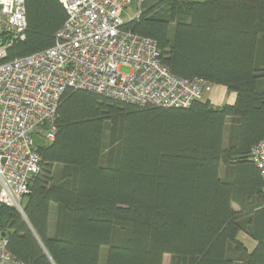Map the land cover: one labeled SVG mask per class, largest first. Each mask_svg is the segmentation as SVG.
I'll return each mask as SVG.
<instances>
[{"label": "trees", "instance_id": "trees-1", "mask_svg": "<svg viewBox=\"0 0 264 264\" xmlns=\"http://www.w3.org/2000/svg\"><path fill=\"white\" fill-rule=\"evenodd\" d=\"M24 2L25 39L5 61L51 46L67 17L59 0ZM162 3L169 11L155 12ZM137 10L125 27L155 40L172 74L224 86L234 103L136 106L67 88L54 139L37 148L26 219L0 205V238L26 264H163L165 254L169 264H264L250 157L264 139V0H142Z\"/></svg>", "mask_w": 264, "mask_h": 264}, {"label": "built area", "instance_id": "built-area-1", "mask_svg": "<svg viewBox=\"0 0 264 264\" xmlns=\"http://www.w3.org/2000/svg\"><path fill=\"white\" fill-rule=\"evenodd\" d=\"M59 1L67 17L53 44L5 61L8 48L25 39L27 24L24 0H0V205L21 214L41 163L32 135L47 144L53 141L57 109L67 88L160 107H188L211 91L203 78L172 74L156 41L125 27L140 14L137 10L128 21L123 19L132 0ZM123 66L127 73L120 71ZM250 157L264 194V139L251 148ZM0 264H26L7 250L4 236Z\"/></svg>", "mask_w": 264, "mask_h": 264}, {"label": "rangeland", "instance_id": "rangeland-1", "mask_svg": "<svg viewBox=\"0 0 264 264\" xmlns=\"http://www.w3.org/2000/svg\"><path fill=\"white\" fill-rule=\"evenodd\" d=\"M137 7H138V0H132V3L126 7L125 13L123 14V19L125 21H128L130 17L134 16L137 13ZM159 9H161L162 12H168L169 11V3H162V4H160L154 11L156 12ZM178 13L180 15H182V16L186 15L187 14L186 7L185 6L180 7ZM120 71L122 73H127L128 72V68L123 66L120 69ZM219 90L220 89H218L216 86H212L211 85V91L204 93L203 100L210 99L214 94L216 96L219 95ZM170 257L171 256L169 254H165L163 256V264H169Z\"/></svg>", "mask_w": 264, "mask_h": 264}, {"label": "crops", "instance_id": "crops-1", "mask_svg": "<svg viewBox=\"0 0 264 264\" xmlns=\"http://www.w3.org/2000/svg\"><path fill=\"white\" fill-rule=\"evenodd\" d=\"M216 86L219 90V95H213L209 100L211 103L215 106L222 105V104H233L235 101V94L232 92H229L224 86L221 85H212ZM228 138V129L225 128L224 130V143H227ZM234 208L237 209V206L234 205ZM237 239L240 240L248 249V251H251L255 245L256 242L249 238L245 233L240 232L237 236Z\"/></svg>", "mask_w": 264, "mask_h": 264}, {"label": "water", "instance_id": "water-1", "mask_svg": "<svg viewBox=\"0 0 264 264\" xmlns=\"http://www.w3.org/2000/svg\"><path fill=\"white\" fill-rule=\"evenodd\" d=\"M32 141H33L34 146H35L36 148H38V149H43V148L46 147V145H47L46 141H45L43 138H41V137H39L38 135H36V134H33V135H32ZM19 214H20V216H21L23 219H26L24 213H22V214L19 213Z\"/></svg>", "mask_w": 264, "mask_h": 264}]
</instances>
